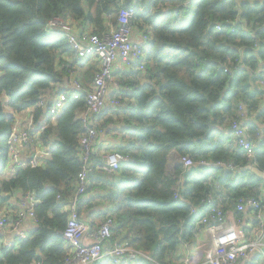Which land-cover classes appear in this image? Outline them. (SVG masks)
<instances>
[{
  "label": "trees",
  "instance_id": "1",
  "mask_svg": "<svg viewBox=\"0 0 264 264\" xmlns=\"http://www.w3.org/2000/svg\"><path fill=\"white\" fill-rule=\"evenodd\" d=\"M124 8H135L134 28L150 38L146 69L116 74L132 91L117 110L94 118L98 142H111L110 153L127 161L116 174L100 173L103 160L93 153L95 171L79 199V214L93 228L110 215L114 241L163 264H179L182 243L196 244L197 220L209 205L237 217H243L237 212L241 200L264 205V179L245 170L247 159L231 130L240 106L252 118L251 137L264 126V0H0V212L18 213L12 202L19 194L39 201L35 229L17 247L4 249L0 264H63L69 256L64 206L75 196L84 166L87 100L73 91L71 102L51 117L40 103L51 91L63 93L74 72L91 87L99 64L92 57L76 60L69 39L49 34L48 24L60 18L103 36L118 27ZM26 111L43 128L39 144L50 155L42 166L10 171L8 139L15 115ZM172 152L239 169L178 165L170 174ZM255 163L264 170V139ZM192 209L198 213L191 215Z\"/></svg>",
  "mask_w": 264,
  "mask_h": 264
},
{
  "label": "built area",
  "instance_id": "2",
  "mask_svg": "<svg viewBox=\"0 0 264 264\" xmlns=\"http://www.w3.org/2000/svg\"><path fill=\"white\" fill-rule=\"evenodd\" d=\"M135 13V8L122 9L117 19L118 27H111L110 32L103 36L95 35L91 31L83 32L81 26H75L60 18L48 24L49 34L62 35L69 39L76 60L84 62L92 57L99 64V73L91 87H84L74 72L66 81L63 93L51 91L47 99L40 103L51 117L58 115L71 102L70 95L73 91L82 93L87 100V109L82 115L87 132L80 143L84 166L77 192L69 204L64 206V211L68 213V222L62 237L69 248V256L63 264H99L106 259L111 264H128L140 259L148 260L152 264H163L152 259L148 253L114 241L115 222L110 215L93 230L78 211L79 199L89 186L88 177L95 171L90 160L98 142L99 120L94 117L102 115L109 109L117 110L122 105L121 97L132 91L129 87L123 88L120 85L119 78L115 75L116 66L122 63L140 71L146 69L148 56L142 45L137 44L132 38ZM147 38V36L144 38L145 42ZM259 84L264 86V77ZM251 119L246 115L245 108L240 106L238 120L233 123L231 130L239 148L245 154L248 166L259 169L255 163L256 144L247 127ZM42 129L34 124L32 113L31 122L27 126L17 123L14 125L8 139L10 171L43 165V153L37 150L40 148L39 136ZM260 136L264 139V131ZM44 149L49 150L50 155V149ZM96 156L99 154L96 153ZM125 161L126 158L118 153L106 154L103 164L97 171L116 174ZM180 165L185 170L196 165L223 168L227 171L239 169L236 165L225 162H194L190 157H180ZM261 172L264 179V170ZM38 203V199L28 193L18 202V213L11 209L0 212V257L4 249L17 247L21 240L27 238L29 234L23 230V226L27 220H32L36 225L34 208ZM211 203L212 201L208 200L206 204ZM237 212L243 216L253 213L257 226L248 229L245 226V219L237 217L234 211L209 205L207 211L199 215L200 218L197 220L196 244L182 243L183 258L179 264H255L259 259H264V205L257 199L241 200ZM197 213V209H192L191 215Z\"/></svg>",
  "mask_w": 264,
  "mask_h": 264
},
{
  "label": "crops",
  "instance_id": "3",
  "mask_svg": "<svg viewBox=\"0 0 264 264\" xmlns=\"http://www.w3.org/2000/svg\"><path fill=\"white\" fill-rule=\"evenodd\" d=\"M74 25L77 26V24H74ZM80 28L82 30L83 29L89 30L88 28H85L82 25H81ZM146 36L149 38V36L146 34V32L140 30L138 27L134 28V32H133L132 38L137 44H141L142 45V48H144V50H145V52H146V54L148 56V46H149L150 38L149 39L147 38V42H145L144 38ZM91 60L96 62L93 58ZM80 63H85V62H80ZM133 69L134 68H131V66H127V65L124 66L121 63V65H117L116 66L115 75L118 74L119 72H123V73L131 72ZM78 75H79V72H78ZM79 76H81V74ZM263 103H264V101H263ZM262 106H263L262 109L264 110V104H262ZM30 114H31V111H26V112H23L21 114H16L15 115L16 123L18 125L27 126L31 122V115ZM253 119H255V115H253ZM263 131H264V126L262 127L261 130H259V133H258V135L256 137H252V140L256 144V148L259 147V144L262 141V138H261L260 135L262 134ZM40 148L37 149V150L41 151V153H43L42 161L45 162L49 158V154H48L49 150H45L44 148H48V147L40 145ZM110 152H111V142H108L105 139L100 140L99 142H97V144L94 147L95 155H96V153L99 154V157L102 158L103 160H104V156L106 154H109ZM178 165H180V156L176 152H172L171 155H170L168 164H167V171L170 174H173L175 169H176V166H178ZM9 169H10V167H9ZM263 196H264V191H263ZM23 198H24V196L19 194L17 196V199L12 202L13 205L18 207V202H20ZM81 217L85 221V214L81 215ZM243 218L245 219V226L248 229H251L252 227H254V214L253 213L250 212L246 216H243ZM86 222H88V221H86ZM88 224L91 226V224L89 222H88ZM35 226L36 225H35V223L32 220H27L25 222L24 226H23V230L27 231V234H30L35 229ZM91 228L93 230L97 229V228H93L92 226H91ZM257 263L258 264L264 263V259L263 258L259 259L257 261ZM99 264H111V262L106 259V260H102Z\"/></svg>",
  "mask_w": 264,
  "mask_h": 264
},
{
  "label": "water",
  "instance_id": "4",
  "mask_svg": "<svg viewBox=\"0 0 264 264\" xmlns=\"http://www.w3.org/2000/svg\"><path fill=\"white\" fill-rule=\"evenodd\" d=\"M245 170H250V171H252L253 173H255L256 175H258L261 179H263L262 172H261V170L258 169V168H256V167H252V166H247V167L245 168ZM116 180H118V181L121 180V176L117 175V176H116ZM9 199H10V197L7 196V197H6V200H9Z\"/></svg>",
  "mask_w": 264,
  "mask_h": 264
},
{
  "label": "rangeland",
  "instance_id": "5",
  "mask_svg": "<svg viewBox=\"0 0 264 264\" xmlns=\"http://www.w3.org/2000/svg\"><path fill=\"white\" fill-rule=\"evenodd\" d=\"M58 32H60L61 33V31H59V30H57ZM81 116V115H80ZM194 251V250H193ZM260 264H264V263H260Z\"/></svg>",
  "mask_w": 264,
  "mask_h": 264
},
{
  "label": "bare ground",
  "instance_id": "6",
  "mask_svg": "<svg viewBox=\"0 0 264 264\" xmlns=\"http://www.w3.org/2000/svg\"><path fill=\"white\" fill-rule=\"evenodd\" d=\"M68 248V247H67Z\"/></svg>",
  "mask_w": 264,
  "mask_h": 264
}]
</instances>
